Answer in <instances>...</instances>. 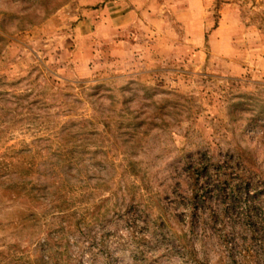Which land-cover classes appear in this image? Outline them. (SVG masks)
I'll use <instances>...</instances> for the list:
<instances>
[{
    "label": "rangeland",
    "instance_id": "rangeland-1",
    "mask_svg": "<svg viewBox=\"0 0 264 264\" xmlns=\"http://www.w3.org/2000/svg\"><path fill=\"white\" fill-rule=\"evenodd\" d=\"M199 154L264 182V0H0V264H264L186 226Z\"/></svg>",
    "mask_w": 264,
    "mask_h": 264
},
{
    "label": "trees",
    "instance_id": "trees-1",
    "mask_svg": "<svg viewBox=\"0 0 264 264\" xmlns=\"http://www.w3.org/2000/svg\"><path fill=\"white\" fill-rule=\"evenodd\" d=\"M251 168L241 162L225 160L216 163L206 154H199L186 167L189 183L188 194L180 199L183 206L186 226H227L226 220L236 221L244 226H254V241L261 244V254L254 257L262 260L264 256V182L253 184L249 174ZM57 189V188H56ZM252 196V199L249 196ZM100 223V221H99ZM61 246V238L43 239L38 243L40 250L46 251L52 245ZM69 248V247H68ZM54 255V256H53ZM63 255L62 260L57 256ZM42 264H73V256L64 247L46 256Z\"/></svg>",
    "mask_w": 264,
    "mask_h": 264
}]
</instances>
